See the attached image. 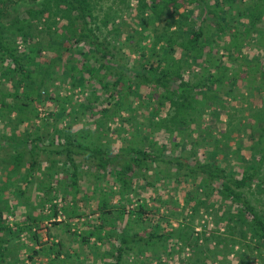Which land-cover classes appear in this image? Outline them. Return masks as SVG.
Instances as JSON below:
<instances>
[{"label": "trees", "instance_id": "trees-1", "mask_svg": "<svg viewBox=\"0 0 264 264\" xmlns=\"http://www.w3.org/2000/svg\"><path fill=\"white\" fill-rule=\"evenodd\" d=\"M19 1L0 0V124L8 127L0 132L5 166L0 262L10 253L12 237L22 230L30 233L34 221L25 211L13 229L7 218L10 204L1 191L7 184L17 190L12 177L20 168L29 181L39 160L62 155L74 187L71 195L81 164L98 186L96 220L86 219L73 234L80 243L90 236L116 240L110 242L112 264H130L125 258L131 252L154 264H167L174 254L176 264H206L220 253L223 264L231 250L229 237L244 250L235 253V264H246V249L255 246L263 264L264 0H105L106 5L103 0H22L25 6L17 10ZM55 81L88 90L92 97L71 103L69 94L46 90L56 88ZM96 83L105 93L100 106ZM239 83L242 88L236 89ZM251 96L258 103H250ZM242 97L248 101L245 114L236 112ZM45 99L55 101L58 110L40 120L53 126L58 139L39 132L34 122L37 103ZM143 103L146 112L137 111ZM165 103L167 109L160 111ZM85 111L93 117L91 125L72 128ZM66 114L70 120L56 124ZM159 128L173 132L176 140L169 146L158 143L152 133ZM148 175L184 186L179 217L173 210L159 212L163 199L125 207L134 188L141 195L140 188L155 182ZM41 180L40 188L52 187ZM214 194L219 202L206 205ZM177 203L173 199L172 205ZM201 211L214 214L216 224L222 221L224 233L209 232L215 246L207 239L198 246L192 219ZM65 212L79 215L75 203ZM146 219L149 226L142 231L129 227ZM31 236L40 242L35 232ZM60 244L47 246L55 248V257ZM77 264L91 263L77 259Z\"/></svg>", "mask_w": 264, "mask_h": 264}, {"label": "rangeland", "instance_id": "rangeland-1", "mask_svg": "<svg viewBox=\"0 0 264 264\" xmlns=\"http://www.w3.org/2000/svg\"><path fill=\"white\" fill-rule=\"evenodd\" d=\"M107 2H109V0ZM107 2L103 0L104 5H106ZM24 6L25 2L22 0L19 1L17 5V10H21L22 8H24ZM181 9L182 8H180V10ZM245 49L248 50L247 48ZM248 52L249 54H252L254 53V50H248ZM45 56L46 54L43 53L41 58H44ZM54 84H57L58 86L54 88L52 85H49L46 90L50 91L51 93L54 92V90H57L56 92L58 95H60L61 93L69 94L71 96V103L75 104L76 102H79L80 99L81 101L86 102L87 98L92 97L88 90L80 91L77 87L70 88L69 82L57 83V81H55ZM61 86L64 87L61 88ZM95 87L97 88L96 92L98 93V97L95 101V104L100 106L101 104H103L102 99L105 93L99 86V84L96 83ZM237 88L241 89L242 85L239 83L236 89ZM140 90L142 92H148L147 87H141ZM134 100L138 99L135 98ZM227 100L234 99H229V97H227ZM246 100L247 97H242L240 103L241 106L235 105L237 113L245 114L247 112L248 101L250 103H258L256 96H251L250 99L248 98V101ZM134 103L137 102L134 101ZM231 104H235V102L233 101L231 102ZM165 108L167 109V104L166 106L162 107L160 111L165 110ZM144 109L145 104L139 106L137 108V111L142 110L143 112H146L144 111ZM36 110L37 117L35 118L34 122L39 127L38 131H43L44 135H48L50 133V135L54 136L55 139L60 138L58 134L56 136V134L51 133V130L53 129V126L51 124H46V126H44L43 122L40 120L42 116L50 112L55 113L58 110L55 101L45 99L41 102H38ZM91 118L93 117L89 116L87 111H85L84 114H78L75 117L74 121L71 122V126L72 128H76L82 125H91ZM68 120H70L69 115H62L56 122V124L58 123L59 126H64V124L67 123ZM22 126H24V122L20 124L21 128ZM144 126L145 125L141 126V129L143 131ZM0 127L2 128L0 132L6 131L8 129V127H3L1 124ZM246 129H248V127H246ZM152 134L153 139H155L158 143L165 142L167 146H169L172 141L176 140L177 138L173 132L164 128H159L155 130ZM244 142L248 143V140L244 139ZM117 144L118 142L115 143V145ZM242 150L244 151V155L248 156L247 148H243ZM61 156L62 155L54 156L55 160L53 159L51 161L46 159L39 160L37 166L34 167L35 170L29 177V181H24L26 178H22L23 171L22 168H20V176L18 175V177L15 179L14 177H12V180H17V190H13V186L15 185L7 184L4 186L3 191H1L6 196L10 204V211L8 212L7 218L9 220V223L12 225L13 229H15L14 221L22 219L24 217L23 213L25 211L27 213L29 212L34 216V221L30 225V233L25 230L19 231L17 237H12V239L8 242L10 253L4 257L5 261H1L0 264H77V259L82 260L84 263L112 264V257L110 256V242L115 243L116 240L111 239L110 242L106 240L100 241L98 239H95L93 236H90L88 238V242L80 243L77 240V234H73V232H78V230L85 227L84 222L86 221V219H90L92 221L96 220L97 213L94 211V200H96L98 186H96V180L90 176L88 170H86V167L81 164L78 166L79 171L76 175V192L71 195L74 190V187L70 184V178L68 177L69 165L59 160L61 159ZM4 169L5 166L0 163V183L4 179ZM46 172H49L50 176L45 175L44 173ZM50 177H52L53 181H49ZM105 177L108 176L106 175ZM42 178L45 180L46 183L50 182V185L52 186L50 189L48 187L40 188V186L44 184V182L41 180ZM148 178L151 181L155 180L152 175H148ZM110 182L111 179L108 178V185L110 184ZM183 187V185L175 184L174 182H170L166 178H162L160 176L158 179L155 180V182H153V184H149L147 186L145 185L144 187L140 188V190L142 191L141 195H138V189L133 187L134 189L128 195L130 197L129 201L127 203L124 202L125 207L131 208L135 203L141 201L147 202V205H153L158 203V200L163 199L161 204H159L158 206L159 212L166 213V211L173 210L179 217L178 212L180 211L179 209L181 208L182 204L181 196L183 194ZM18 189L22 190L21 194L18 193ZM155 195L157 196L154 197ZM89 196H91L90 199L88 198ZM25 197H27V199H25ZM176 198H178V203L176 205H172L173 199ZM25 200L27 201L25 202ZM259 201L262 202L263 200ZM111 202L116 205L117 197L114 196L111 199ZM218 202L219 198L216 194H214L209 197V200H207L206 205H216ZM51 203H55V205L52 207ZM74 203L76 211L79 213V215L66 216L65 210L70 209L72 207V204L74 205ZM54 209L56 210V213L52 214V211ZM148 217H150V215H147V218ZM214 217V214H209L204 211H201L199 214L193 217L192 226L194 234L197 232L198 235V246L203 244L205 239H207L206 242L208 243V246L212 247L216 245V241L214 240V238H211L209 236V232L211 230L214 232L224 233V229L221 223L222 221H219L220 223L216 224L213 219ZM147 225V219L141 221L140 224L133 223V221L129 223V227H136L140 230L146 228ZM31 232L36 233L37 238L40 241L39 243H36L33 240ZM58 241L61 242V253L57 255V257H55V248L50 249L47 246ZM228 243V247H230L231 250L225 258L227 262H224L223 264H235L237 261L235 253L237 252L243 255L244 250L242 245L240 244V241H232L229 237ZM184 249H187V247H184ZM246 250L247 251L245 255L247 256V258L244 259V263H262V261L259 260L257 256L258 249L256 248V246L251 249L247 248ZM188 252L189 250L187 251V254ZM201 254L202 252L199 253V255ZM219 258H221V254L217 253L215 255V258L212 259L211 262H209L207 259L206 264H219ZM125 260L127 262L131 261L130 264H148L149 262L151 264H154L155 262V260L153 259H151V261L149 259H145L143 254L135 255L134 252L129 253L126 256ZM176 263V255H170L167 260V264Z\"/></svg>", "mask_w": 264, "mask_h": 264}]
</instances>
